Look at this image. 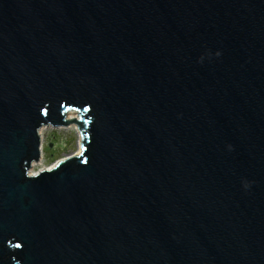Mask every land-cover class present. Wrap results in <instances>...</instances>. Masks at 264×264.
<instances>
[{
  "label": "water",
  "instance_id": "95a60500",
  "mask_svg": "<svg viewBox=\"0 0 264 264\" xmlns=\"http://www.w3.org/2000/svg\"><path fill=\"white\" fill-rule=\"evenodd\" d=\"M0 264H264V0H0Z\"/></svg>",
  "mask_w": 264,
  "mask_h": 264
},
{
  "label": "rangeland",
  "instance_id": "374dc122",
  "mask_svg": "<svg viewBox=\"0 0 264 264\" xmlns=\"http://www.w3.org/2000/svg\"><path fill=\"white\" fill-rule=\"evenodd\" d=\"M66 127V128H65ZM80 134L74 127L61 126V128L44 127L43 155L40 162L31 166L33 172L43 168H50L56 161L73 155L79 150Z\"/></svg>",
  "mask_w": 264,
  "mask_h": 264
},
{
  "label": "bare ground",
  "instance_id": "6f19581e",
  "mask_svg": "<svg viewBox=\"0 0 264 264\" xmlns=\"http://www.w3.org/2000/svg\"><path fill=\"white\" fill-rule=\"evenodd\" d=\"M66 117H67V119L68 120H77V119H79V115H78V112H76V111H68L67 113H66ZM69 125H71V127H74L75 128V130H77V132L80 134V142H79V150L76 152V153H74L73 155H78L80 152H81V132H80V129H79V127H78V125L76 124V123H74V122H70L68 125H66V126H69ZM60 127V126H59ZM58 127V128H59ZM61 128V127H60ZM66 128V127H65ZM43 131H44V128H42L41 130H40V138H41V143H42V140H43ZM42 155H43V146H42V144H41V158H42ZM35 163H33L32 164V166L34 165ZM33 170V169H32ZM32 170H30L29 171V173L30 174H34L35 172H33Z\"/></svg>",
  "mask_w": 264,
  "mask_h": 264
}]
</instances>
